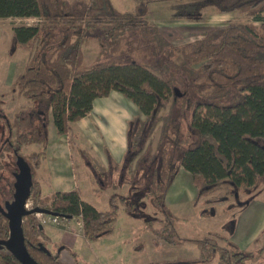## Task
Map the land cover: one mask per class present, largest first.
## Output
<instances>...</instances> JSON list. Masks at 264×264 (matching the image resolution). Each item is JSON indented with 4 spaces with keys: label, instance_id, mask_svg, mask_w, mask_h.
I'll list each match as a JSON object with an SVG mask.
<instances>
[{
    "label": "trees",
    "instance_id": "1",
    "mask_svg": "<svg viewBox=\"0 0 264 264\" xmlns=\"http://www.w3.org/2000/svg\"><path fill=\"white\" fill-rule=\"evenodd\" d=\"M151 1L158 0H139L135 10L121 12L110 0H0V19H37L34 25L13 27L11 35L13 48L20 44L29 49L25 67L12 81L11 89L41 110V125L24 133L19 141L20 145L40 146L27 156L33 173L45 157L49 120L57 135H66L70 123L86 117L93 101L111 91L128 99L143 116H134L128 122L127 150L117 167L116 181L111 179L110 168L94 167L86 153L74 147L68 134L70 146L83 158L99 186L106 180L114 187L128 184L126 194L113 191L109 195L107 209L98 210L84 202L78 190L43 195L38 181L32 180L28 199L33 207L60 217H80L88 240L111 231L120 205L127 213L133 210L134 204L126 203L127 196L143 189L142 165L156 155L144 150L143 144L156 123L163 119L162 126L167 124L176 98L174 88L199 98L230 102L226 106L207 103L204 110L202 103H196L189 126L197 134L198 143L181 152L174 168L168 167V149L162 148V166L159 172L153 171L146 190L154 205L163 213L167 211L164 197L180 167L191 175L196 198L211 201L241 191L251 192L264 178V0H180L177 16L181 18L199 20L201 11L211 8L215 13L234 12L246 20L229 21L224 27L178 46L169 44L156 25L147 20L143 2ZM96 29L103 31L105 39L137 31L150 41L153 55L161 57L157 68L161 76L137 62H108L79 69L81 42ZM167 104L170 114L163 117L160 112ZM21 113L14 115L12 126H19ZM104 152L112 167L111 155L107 149ZM167 219L161 220L159 228L152 226L154 219L145 220L155 240L171 245L190 240L201 260L216 256L217 264H245L251 257V252L238 249L223 234L180 238L175 219ZM40 225L33 213L20 223L28 254L38 264H64L58 256L45 251L51 240ZM214 238L220 239L222 245Z\"/></svg>",
    "mask_w": 264,
    "mask_h": 264
},
{
    "label": "rangeland",
    "instance_id": "2",
    "mask_svg": "<svg viewBox=\"0 0 264 264\" xmlns=\"http://www.w3.org/2000/svg\"><path fill=\"white\" fill-rule=\"evenodd\" d=\"M110 1L113 7L121 12H131L140 5L139 0ZM143 3L147 11L146 18L149 21L157 18L158 15L175 18L178 15L180 0H161ZM201 13L202 18L199 20H189L177 16V22L173 23L172 27H176V31L178 32L180 30L182 35L184 33V38L182 39V36L177 37L175 42H173V46L200 38L199 36H195L212 29L224 27L229 21L246 20L234 12L215 13L211 8H204ZM36 22L37 20L32 18L9 17L0 19V102L2 111L5 116L12 118L14 113L22 110V123L24 126H27L24 127V129L26 128L25 130L29 128L27 125L29 118L25 109L35 107V103L28 102L24 97L13 91L10 85L17 75L23 71L29 49L20 44L12 48L11 35L13 27L31 26ZM81 51L82 62L79 65V69L82 70L108 62L116 64L137 62L149 68L156 75L161 76L157 70L162 62L161 57L153 55L150 41L142 38L137 31L128 32L118 39H105L103 31L96 29L82 40ZM230 98L232 99V95ZM198 102L203 104L201 110H204L207 103L226 106L230 101L199 98L184 89L179 91V95H176L174 99L171 114L169 104H167L165 110L160 112V115L163 117L170 114L165 126V136L168 141L167 144L161 145V149L166 148L169 150V148H174V146L171 147L172 144L169 140L172 141L178 134L186 138V140H183L184 149L197 145L198 136L195 132L188 129V124L193 109ZM1 125L2 121L0 120ZM161 125H163V119L156 123L152 135L144 142V150H155ZM71 141L74 147L80 148L81 144L77 142L75 134L71 135ZM83 142L84 148L91 154L89 149L90 143L87 140ZM39 148L40 146L37 144H30L24 148V153L27 155L30 152H37ZM71 153L76 179L80 188V197L84 202L93 205L98 210H105L107 209V199L113 191L114 193L126 194L128 184H123L122 187H114L113 185H108L106 180L100 182L99 186L95 182V179L91 177L85 161L78 156L76 151L72 150ZM173 158L174 156L172 155L171 159ZM89 160L96 167V164L91 159ZM41 173L39 174L40 180L45 181L46 173L45 171ZM178 177H182L181 184L184 185L183 179L186 178L188 180L189 175L182 173ZM115 183L114 185H116ZM183 185L181 186L176 183L168 191L167 203L169 202V204L167 206L172 213V217H175L173 219L179 225L178 230L180 231V235L184 237L196 238L210 232L230 237L235 225H256V227L264 225V178L249 194L241 191L235 198L233 195L228 194L226 199H219L217 201H211L209 198L188 201L193 196V190L188 185L187 187L186 185L183 187ZM98 186L101 188H98ZM248 197H252L253 200L247 203L246 199ZM149 200L150 196L147 195L143 199L144 205L137 207L131 213H127L124 207L120 205L116 219L112 223L111 231L108 233L91 240L80 236L76 243L75 251H73L75 252V262L67 264H147L158 259L167 262L170 259L197 258L198 249L192 243L182 245L161 244L162 246H155L151 243L149 239L151 232L144 230V223L140 215L146 214L161 217L162 214L150 205ZM70 225H76L74 219L70 221ZM43 229L45 232H48L46 227ZM262 244H264L263 235L258 237V239L255 237L239 246L243 250H253Z\"/></svg>",
    "mask_w": 264,
    "mask_h": 264
},
{
    "label": "crops",
    "instance_id": "3",
    "mask_svg": "<svg viewBox=\"0 0 264 264\" xmlns=\"http://www.w3.org/2000/svg\"><path fill=\"white\" fill-rule=\"evenodd\" d=\"M29 18L37 20L34 17ZM176 19L177 16L171 18V16L158 15L157 18L149 20V22L156 25L161 36L169 44L174 45L173 42H175L177 37L182 36V39L184 38V33L182 35L179 30L181 28L178 29V32L176 31V27H172V24L177 22ZM197 36L201 37V34L195 37ZM136 110V106L128 99L115 91H111L108 95L96 98L93 101L92 110L86 117L69 124L68 134H75L77 142L82 145H80L79 149H82L88 158L96 164V168H104L105 170L110 168L111 179L114 181L119 177V169L117 167L121 165L127 150L126 133L128 122L134 116L143 118ZM68 134L62 136L57 135L51 120H49L45 157L42 159L35 173V180L38 181L43 195H49L54 191H79L80 189L76 179L71 153L73 149L68 142ZM86 140L90 143L89 149L91 154L83 146V141L86 142ZM105 149L111 155L112 167H110L105 156ZM79 157L83 160L81 156ZM42 171L46 173V182L40 180L39 174H42ZM182 173L189 175L188 180L186 178L183 179L186 183L183 182L184 185L181 184L182 177H178ZM176 183L181 186L183 185V187L185 185L186 187L187 185L191 187L193 196L188 199V201H191L196 192L191 182V175L184 169H180L171 187ZM165 203L166 205L169 204V202L167 203V194ZM42 227H46L48 232L45 233L52 243L60 245L58 249L60 260L64 264L74 263L75 252L73 251H75L78 238L82 236V238L86 239L83 235L82 228L77 225H70V229H64L63 227L51 224H44ZM262 231H264V225H260L259 227H256V225H235L230 238L239 246L258 237Z\"/></svg>",
    "mask_w": 264,
    "mask_h": 264
},
{
    "label": "flooded vegetation",
    "instance_id": "4",
    "mask_svg": "<svg viewBox=\"0 0 264 264\" xmlns=\"http://www.w3.org/2000/svg\"><path fill=\"white\" fill-rule=\"evenodd\" d=\"M29 102V101H28ZM31 103V102H30ZM22 111V110H20ZM41 110H39V106L35 103V107H29L25 109V112H27L28 118H29V123L28 129L25 130L23 125V111L20 115V124L19 126H12V120L14 115L17 113H14L12 118H9L5 116L4 112L2 111V106L0 102V120L2 121V125L0 126V264H22L18 258L12 253L10 248L6 245V242L10 240V228L9 225H11V219H13L16 215L17 212V207H16V202L20 199H25L24 204H23V209L27 210L25 208V202L28 200L30 191H31V186H32V180L35 179V173L32 172L30 165L28 164L27 161V156L32 153L30 152L29 154L25 155L24 153V148L28 145H20L19 141L20 138L23 136L24 133L29 132L33 127H39L41 125L42 119L40 113ZM19 112V111H18ZM169 120V119H168ZM167 120V122H168ZM166 126V125H165ZM165 126L161 125L160 133H159V138L157 141V146L154 150L155 156L153 160L151 161H146L142 165V175L140 182L141 186L144 187L143 189H138L137 191L131 193L129 196H127L126 203H133V212L136 210L137 207L143 206L144 202L143 199L146 197L147 194V184L150 183L151 181V176L153 171H158L160 170L162 166V159L160 157V152H161V145L162 144H167V137L165 136ZM176 127V126H174ZM188 129L192 132H194L189 124H188ZM149 139V138H148ZM147 139V140H148ZM146 140V141H147ZM183 141L186 140L185 137H183L181 134H178L176 137L172 139V141L169 140V142L174 146V148H169L168 153H169V163L168 167L174 168L177 164V158L180 156L181 152L184 150L183 148V143H177V141ZM145 141V142H146ZM149 142V141H148ZM144 146V144H143ZM172 155L174 156L173 159H171ZM176 157V158H175ZM180 169H183L180 167L175 175V177L172 179V182L167 189L166 194L168 191L172 188V183L174 182L175 178L178 175V172ZM146 184V185H145ZM193 185V184H192ZM195 188V187H194ZM196 190V188H195ZM240 193V192H239ZM239 193L231 194L235 198ZM249 194L250 192H246ZM165 194V197H166ZM165 197H164V203H165ZM204 198V197H202ZM202 198H196V192L195 195L192 199V201H197L198 199ZM207 199V198H205ZM226 199V196L223 198ZM247 200V201H246ZM245 201L251 202L253 200L252 197H248ZM149 203L152 207H155L158 212L162 214L161 217H154L146 214H141L140 217L143 220L144 223V230L145 231H150L151 235L149 237L150 241L152 244L155 246H162L161 244H166V245H171L168 244L167 242L163 240H155V237L150 229H146V219H154V225H152L154 228H159L161 226V220H168L173 219L175 217H172V213L168 206L166 205L167 211L163 213L162 211L157 208L150 196ZM27 216V215H25ZM25 216L21 217V222ZM177 224V223H176ZM6 226L5 229H3L1 226ZM158 225V226H157ZM178 225V224H177ZM42 226V225H41ZM179 225L177 226V233L180 238L184 239H193L191 237H184L180 235ZM214 233V232H210ZM208 235V233L206 234ZM204 235V236H206ZM264 237V231H262L258 237L262 236ZM201 236V237H204ZM229 240L240 250L246 251V252H251V257L245 264H264V244L260 245L259 247H256V249L253 250H243L241 249L238 245H236L229 236H227ZM256 237V239H258ZM199 238V237H198ZM216 243L218 245H222V241L218 238H214ZM155 241H157L155 243ZM220 241V243H219ZM185 243H192L195 247L196 245L190 241L186 240L184 242H181L179 244H174V245H182ZM52 246V247H50ZM25 247V246H24ZM60 245L56 243H52V241L45 247V251H47L50 255L58 256L59 257V249ZM197 248V247H196ZM140 249V248H139ZM26 250V248H25ZM27 252V250H26ZM28 253V252H27ZM29 255V254H28ZM30 256V255H29ZM31 257V256H30ZM32 258V257H31ZM33 259V258H32ZM60 259V258H59ZM34 260V259H33ZM35 261V260H34ZM36 262V261H35ZM37 263V262H36ZM150 263H157V264H217V257L212 256L209 259H200V254L198 251V257L197 258H192V259H170L169 261H161V259L154 260ZM38 264V263H37Z\"/></svg>",
    "mask_w": 264,
    "mask_h": 264
},
{
    "label": "water",
    "instance_id": "5",
    "mask_svg": "<svg viewBox=\"0 0 264 264\" xmlns=\"http://www.w3.org/2000/svg\"><path fill=\"white\" fill-rule=\"evenodd\" d=\"M13 48V47H12ZM173 92L178 96L179 95V90L177 88L173 89ZM24 200H18L16 202V207H17V212L16 215L13 219H11V225H9L10 228V240L6 242V245L10 248L12 253L18 258V260L22 264H37L26 252L23 241H22V236H21V230H20V223H21V217L34 213V212H41V213H46L45 211L34 207L30 210H24L23 209V204ZM48 214V213H46ZM55 215V214H52ZM66 218H71V217H66ZM39 228L41 229L42 226L40 225Z\"/></svg>",
    "mask_w": 264,
    "mask_h": 264
},
{
    "label": "built area",
    "instance_id": "6",
    "mask_svg": "<svg viewBox=\"0 0 264 264\" xmlns=\"http://www.w3.org/2000/svg\"><path fill=\"white\" fill-rule=\"evenodd\" d=\"M25 208L27 210L34 208L32 201L30 199H28L25 202ZM33 215L35 216V218L41 225L51 224L54 226L63 227L64 229H70V221L74 219L76 225L81 228L80 217H73L69 219L66 217H60L58 215L46 214V213H41V212H34Z\"/></svg>",
    "mask_w": 264,
    "mask_h": 264
}]
</instances>
